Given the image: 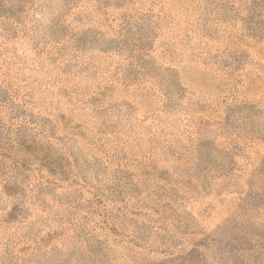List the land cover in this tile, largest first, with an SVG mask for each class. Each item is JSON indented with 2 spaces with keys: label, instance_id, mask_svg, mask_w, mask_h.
Masks as SVG:
<instances>
[{
  "label": "rangeland",
  "instance_id": "1",
  "mask_svg": "<svg viewBox=\"0 0 264 264\" xmlns=\"http://www.w3.org/2000/svg\"><path fill=\"white\" fill-rule=\"evenodd\" d=\"M0 264H264V0H0Z\"/></svg>",
  "mask_w": 264,
  "mask_h": 264
}]
</instances>
